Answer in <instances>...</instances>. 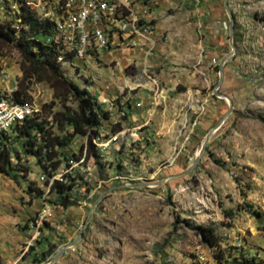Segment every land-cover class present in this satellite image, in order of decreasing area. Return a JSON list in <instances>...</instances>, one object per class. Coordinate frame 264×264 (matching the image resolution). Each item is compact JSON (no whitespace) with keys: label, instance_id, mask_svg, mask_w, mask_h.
Returning <instances> with one entry per match:
<instances>
[{"label":"rangeland","instance_id":"374dc122","mask_svg":"<svg viewBox=\"0 0 264 264\" xmlns=\"http://www.w3.org/2000/svg\"><path fill=\"white\" fill-rule=\"evenodd\" d=\"M245 8L238 14L232 12L235 53L224 65L220 85L218 65L231 51L227 15L222 23V44L218 52L208 53L214 59L201 70L204 74L210 71L206 83L199 72L198 52L177 51L166 59L155 51V44L150 46L148 34L146 39L123 42L63 69L67 78L97 97L113 99V104L122 103L129 92L135 93V87L153 86L159 93L166 90V97L155 114L146 111L150 122L141 128L142 134L129 129L133 122L126 115L115 122L109 114L108 122H103L95 141L117 138L100 150L101 172L97 173L92 158L85 161V170L74 166L86 171L87 186L76 187V201L67 207L69 238L64 240L58 235L60 230L54 229V254L75 243L52 264H240L245 260L264 264V31L255 25L257 19L264 25V8L259 12ZM247 21L255 26L245 31ZM21 62L14 45L0 49V96L16 88ZM170 67L181 70L175 89H169L174 83L160 78ZM29 94L39 108L54 99L42 83H29ZM221 95L229 98L231 113L210 136L195 169L176 177L194 163L208 131L227 114L229 103ZM60 108L56 103L54 109ZM82 143L84 139L76 137L68 153L78 154ZM10 147L19 156L16 160L12 155V163L20 161L29 172H22L16 164L17 184L1 174L0 193L17 188L15 199L25 201L29 196L24 191L32 187L40 191L43 204L62 208L54 205L55 195L49 193L47 177L34 158L24 156L14 139ZM70 170L61 166L53 176ZM134 183L149 186L114 189L93 207L107 189ZM183 221L213 228L218 246L205 245ZM31 245H36V239L23 246V257ZM53 256L40 258L39 264L48 263ZM31 261L25 264H38V260Z\"/></svg>","mask_w":264,"mask_h":264},{"label":"trees","instance_id":"16d2710c","mask_svg":"<svg viewBox=\"0 0 264 264\" xmlns=\"http://www.w3.org/2000/svg\"><path fill=\"white\" fill-rule=\"evenodd\" d=\"M22 22L26 27L18 29L0 22V49L4 45H14L22 58L21 76L16 88L5 97L14 102L31 101L29 83H42L52 91L54 99L43 103L38 114L25 117L0 135V172L15 183L18 176L15 172H19L16 164L22 172H29L20 161H16L15 165L12 163V155L19 160L17 152H12L10 147L11 140L14 139L20 144L22 154L34 158L40 172L47 177L49 193L55 195L54 205L67 208L76 201V187L87 186L84 181L86 171L71 169V172L63 173L61 179H49L61 166L69 168L70 162L77 161L80 157L84 158V170L85 161L92 158L97 173L101 172L102 157L94 140L99 136L103 122H108L109 113L95 94L65 76L64 70L57 63V46L53 43L45 44L46 38H42L52 35V24L39 20L29 10L22 14ZM56 103L60 105V109H54ZM114 125L118 127V123ZM76 137H82L84 143L78 147V154H69L67 149L72 146ZM29 190L34 191L32 187ZM37 192L41 194L40 191ZM183 223L194 230L208 247L218 246V237L213 228L194 226L188 221ZM36 245H31L27 251V254H32V262L38 260L39 264L40 258L53 256L55 245L48 238L43 242L37 239ZM38 253L40 258L37 259ZM0 264H3L1 258ZM240 264H253V260H245Z\"/></svg>","mask_w":264,"mask_h":264},{"label":"crops","instance_id":"0c3cea01","mask_svg":"<svg viewBox=\"0 0 264 264\" xmlns=\"http://www.w3.org/2000/svg\"><path fill=\"white\" fill-rule=\"evenodd\" d=\"M228 4L234 14L241 13L244 6L246 11L250 12H259L264 8V0H228ZM133 6L142 21L150 24L148 32L151 38L149 41H152L150 46L155 44L156 52L163 53L166 59H168L169 54L177 51L187 52L188 49H192L199 53L197 61L199 65H202L199 72L203 74V81L206 83L208 77L209 79L211 77L208 74L210 71L204 74L201 70L204 65H210L214 59V56L208 53L218 52V48L222 44V23L224 24V18L227 15L224 1L135 0ZM244 18L242 16V20ZM255 23L258 29L261 28L264 31L262 21L257 19ZM255 25L247 21L243 25L244 30L247 31ZM144 38L146 39V37ZM138 39H142V37ZM167 63L169 64V61ZM178 71L181 70L170 67L167 73L160 74L162 80L171 82V84L174 83L169 89H175V86H178L176 85L177 80H179ZM200 83L203 82L200 80ZM134 89L137 91L135 93L129 92L123 97L120 104H113V99H107L102 95L97 98L103 108L106 111L109 110L110 117H115V122H120L117 118L126 115L133 122L129 129L133 130L134 133L139 131L138 134H142L144 131L141 128H145L150 122L149 117H145L146 111L155 114L158 109L162 108L159 106L166 97L164 94L166 90L159 93L157 90L155 91L153 86L143 89L135 87ZM5 176L3 177L6 178L7 176ZM17 192V188H10L9 191L0 193V258L3 264H25L31 260L32 254L28 253L27 256L23 257L24 251L22 249L24 245L30 244L36 236L37 231L32 226L31 221L34 220L43 206L37 191H24L32 200L31 203L28 201L29 199H25V201L16 200ZM31 193H35L37 196H33ZM69 212L68 208L53 209V217L48 225L39 229V240L43 242L44 239L48 238L51 243H55V228L60 230L58 235L62 234L64 240L68 239L70 230L65 227V221L70 215ZM31 263L34 262L31 261Z\"/></svg>","mask_w":264,"mask_h":264},{"label":"built area","instance_id":"2783aa9c","mask_svg":"<svg viewBox=\"0 0 264 264\" xmlns=\"http://www.w3.org/2000/svg\"><path fill=\"white\" fill-rule=\"evenodd\" d=\"M134 2L135 0H0V22L16 29L21 26L25 28L22 14L26 10L34 13L39 20L49 21L53 30L52 35L45 39V44L53 43L57 46V63L61 69H66L74 66L76 61L118 47L123 42L134 43L136 38H144L150 30V24L142 21L135 12ZM39 111L40 108L31 101L14 102L0 96V135L9 131L16 122L36 115ZM116 138L114 136L110 141ZM110 141L103 143L94 140V143L102 150ZM83 159L71 161L69 168L84 167ZM61 175L53 176L51 180L61 179ZM43 178L42 175L41 179ZM52 217L53 207L44 203L32 222L37 231L34 239L39 236V229L49 223Z\"/></svg>","mask_w":264,"mask_h":264},{"label":"water","instance_id":"95a60500","mask_svg":"<svg viewBox=\"0 0 264 264\" xmlns=\"http://www.w3.org/2000/svg\"><path fill=\"white\" fill-rule=\"evenodd\" d=\"M224 1V6H225V10H226V13H227V16H228V19H229V45L231 47V51L226 54L225 56H223L219 62V65H218V74H219V81H218V85L221 84V82L223 81V76H224V65L225 63L227 62V60L229 58H231L234 53H235V49H234V45H233V35H234V18H233V15H232V12L230 10V7H229V4H228V0H223ZM221 97L225 100L228 101L229 103V110L227 112V114L222 118L220 119L209 131L208 133L206 134V136L204 137V140L200 146V149L198 151V154H197V157L194 161V163H192V165L190 167H188V169H186L184 172L180 173L179 175H177L176 177H181V176H184L190 172H192L195 167L199 164L200 162V159L204 153V150L206 148V145L210 139V136L213 134V132H215L221 125L222 123L224 122L225 118L227 117V115H229L232 111V104L229 100V98L225 95H221ZM157 184V183H155ZM149 186V184L147 183H134V184H121V185H117V186H113L109 189H107L106 191H104L101 195H99L96 199V201L93 203V207L96 206V204L98 203V201L103 197L105 196V194L111 192L112 190L114 189H117V188H124V187H130V188H142V187H147ZM92 207V208H93ZM75 243V240L73 242H71L70 244L68 245H65L63 247H60L57 252L54 254V256L49 260L48 263L46 264H52L56 261V259L61 255V253L68 247H71L73 244Z\"/></svg>","mask_w":264,"mask_h":264}]
</instances>
